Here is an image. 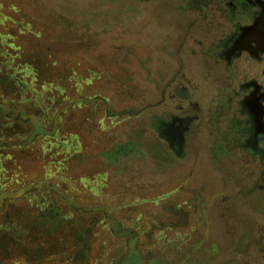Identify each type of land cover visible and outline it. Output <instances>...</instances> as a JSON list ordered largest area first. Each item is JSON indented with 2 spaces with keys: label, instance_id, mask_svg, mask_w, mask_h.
<instances>
[{
  "label": "rangeland",
  "instance_id": "obj_1",
  "mask_svg": "<svg viewBox=\"0 0 264 264\" xmlns=\"http://www.w3.org/2000/svg\"><path fill=\"white\" fill-rule=\"evenodd\" d=\"M229 1L0 0V264H264Z\"/></svg>",
  "mask_w": 264,
  "mask_h": 264
},
{
  "label": "flooded vegetation",
  "instance_id": "obj_2",
  "mask_svg": "<svg viewBox=\"0 0 264 264\" xmlns=\"http://www.w3.org/2000/svg\"><path fill=\"white\" fill-rule=\"evenodd\" d=\"M229 14L233 15L235 31L228 38L227 49L220 51V55L229 61L232 57L245 54V58L255 65L259 72H254L251 76L245 77L240 82V89L235 91L234 97L231 98L233 103L238 105L235 111L234 120L231 121L234 134L238 139L251 149L254 159L263 165V172L259 182H255L247 191V196L257 197L253 202L255 207H259L258 213L264 214V201L260 200L258 190H264V42L260 44L251 40L247 42L246 30L264 12V0H230ZM224 45L226 40H221ZM251 220L240 221L239 223H251ZM264 233L263 231H261ZM132 242L127 239L128 250L122 255L117 264H161L155 259H143L139 253L132 248Z\"/></svg>",
  "mask_w": 264,
  "mask_h": 264
},
{
  "label": "water",
  "instance_id": "obj_3",
  "mask_svg": "<svg viewBox=\"0 0 264 264\" xmlns=\"http://www.w3.org/2000/svg\"><path fill=\"white\" fill-rule=\"evenodd\" d=\"M246 37L247 42H251V40L257 41L260 44L264 42V12L263 14L257 18L252 26L247 27ZM13 193H5V195L12 196Z\"/></svg>",
  "mask_w": 264,
  "mask_h": 264
},
{
  "label": "trees",
  "instance_id": "obj_4",
  "mask_svg": "<svg viewBox=\"0 0 264 264\" xmlns=\"http://www.w3.org/2000/svg\"><path fill=\"white\" fill-rule=\"evenodd\" d=\"M7 193H9V192H7ZM5 195V194H4ZM1 196V195H0Z\"/></svg>",
  "mask_w": 264,
  "mask_h": 264
}]
</instances>
